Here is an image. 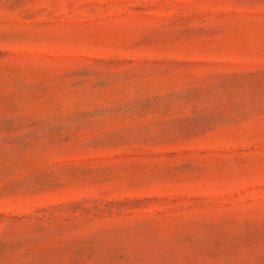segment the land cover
<instances>
[{
  "label": "rangeland",
  "instance_id": "1",
  "mask_svg": "<svg viewBox=\"0 0 264 264\" xmlns=\"http://www.w3.org/2000/svg\"><path fill=\"white\" fill-rule=\"evenodd\" d=\"M0 264H264V0H0Z\"/></svg>",
  "mask_w": 264,
  "mask_h": 264
}]
</instances>
